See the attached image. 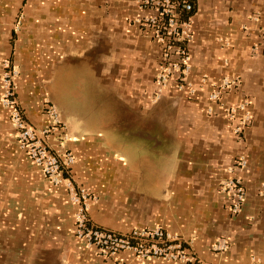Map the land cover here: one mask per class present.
Listing matches in <instances>:
<instances>
[{
	"label": "crops",
	"instance_id": "crops-1",
	"mask_svg": "<svg viewBox=\"0 0 264 264\" xmlns=\"http://www.w3.org/2000/svg\"><path fill=\"white\" fill-rule=\"evenodd\" d=\"M188 1V79L197 93L171 87L153 102L161 44L144 25L142 0H0V264H116L76 237L77 206L66 187L19 147L1 103L5 59L20 71L18 97L38 128L50 123L45 101L65 98L67 87L73 100L90 97L89 116L59 110L64 146L55 135L49 141L74 152L70 176L97 193L96 223L124 231L163 225L211 264L264 262V0ZM225 77L240 81L212 103ZM103 96L107 106L98 107ZM246 99L251 122L237 134L242 112L232 119L225 108ZM235 175L246 189L238 214L224 189ZM223 237L229 247L216 251ZM117 262L194 264L131 252Z\"/></svg>",
	"mask_w": 264,
	"mask_h": 264
},
{
	"label": "built area",
	"instance_id": "built-area-1",
	"mask_svg": "<svg viewBox=\"0 0 264 264\" xmlns=\"http://www.w3.org/2000/svg\"><path fill=\"white\" fill-rule=\"evenodd\" d=\"M142 7L148 10L144 25L161 44V56L155 77L153 99H160L166 91L175 87L178 91L193 96L197 88L188 79L192 69L189 42L193 36V4L188 0H142ZM190 15V16H189ZM1 103L9 111L10 123L16 130L18 144L32 161L41 168L43 175L54 185H64L71 201L77 206L75 212V235L91 248L96 256L106 261H118L124 252H131L139 260L162 259L164 261H182L194 264H211L200 260L189 241L172 234L163 225L133 227L129 230H117L96 223L90 209L98 195L90 187L77 184L70 176L76 156L72 150L56 149L50 144L49 137L55 135L60 146L68 140L65 120L56 104L47 99L44 110L50 117V123L42 128L34 126L26 117L25 110L18 97L19 69L10 59L2 62ZM240 80L225 77L221 84L210 94L209 99L219 102L223 92ZM209 112H213L212 105ZM228 117L236 119L242 112L234 132L241 134L251 122L249 100L225 108ZM236 164L247 167L248 160L241 155ZM232 214H238L246 199V189L241 176L230 177L224 185ZM229 241L218 239L213 248L224 251ZM252 264H264L254 261Z\"/></svg>",
	"mask_w": 264,
	"mask_h": 264
},
{
	"label": "rangeland",
	"instance_id": "rangeland-1",
	"mask_svg": "<svg viewBox=\"0 0 264 264\" xmlns=\"http://www.w3.org/2000/svg\"><path fill=\"white\" fill-rule=\"evenodd\" d=\"M53 89H54V95L57 94V88L54 87ZM66 91L67 93H66L65 98H60V99H57V101H55L58 110L64 109L66 110L67 113L73 112L77 114L79 113L80 115L89 116L88 112L92 110V105H93L90 97L87 95V96H84L82 100H79V99L73 100V96H71V94L68 92L69 87L66 88ZM104 97L105 96H103L102 101L100 103H97L98 107H101L108 101V98L104 99ZM109 103L110 102H108V106H109ZM95 113L99 114L100 112H98L97 110Z\"/></svg>",
	"mask_w": 264,
	"mask_h": 264
},
{
	"label": "flooded vegetation",
	"instance_id": "flooded-vegetation-1",
	"mask_svg": "<svg viewBox=\"0 0 264 264\" xmlns=\"http://www.w3.org/2000/svg\"><path fill=\"white\" fill-rule=\"evenodd\" d=\"M155 77H156V76H155ZM154 90H155V87H154ZM153 92H154V91H153ZM108 97H109V96H108ZM151 98H152V101H153V102H157V101L159 100V99H158V100L155 101V100L153 99V93L151 94ZM104 106L106 107V105H104ZM104 109H105V108H104ZM93 256H94L95 258L99 259V260H103V259L99 258L98 256H96L94 253H93ZM103 261H106V260H103ZM118 263H119V262H116V264H118Z\"/></svg>",
	"mask_w": 264,
	"mask_h": 264
}]
</instances>
